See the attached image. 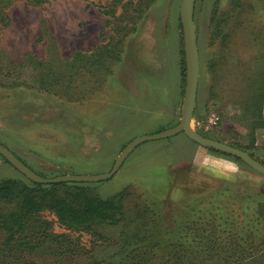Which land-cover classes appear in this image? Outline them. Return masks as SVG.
I'll return each mask as SVG.
<instances>
[{
    "label": "rangeland",
    "instance_id": "obj_1",
    "mask_svg": "<svg viewBox=\"0 0 264 264\" xmlns=\"http://www.w3.org/2000/svg\"><path fill=\"white\" fill-rule=\"evenodd\" d=\"M181 2H16L11 25L0 29V144L44 178L90 176L110 172L133 140L178 126L186 88ZM194 18L200 81L192 129L264 165V0H195ZM234 158L184 133L140 144L110 180L81 183L105 199L123 196L125 222L100 226V240L79 233L82 250L62 264H131L136 240L161 232L180 242H240L238 257L264 262L257 214L264 216V175ZM4 179L28 180L0 155ZM218 191L225 192L221 215L230 238L220 218L208 215ZM202 194L194 203L191 196ZM44 217L56 233L68 232L54 215ZM146 258L156 262L161 254ZM45 260L37 259L50 264Z\"/></svg>",
    "mask_w": 264,
    "mask_h": 264
},
{
    "label": "trees",
    "instance_id": "obj_2",
    "mask_svg": "<svg viewBox=\"0 0 264 264\" xmlns=\"http://www.w3.org/2000/svg\"><path fill=\"white\" fill-rule=\"evenodd\" d=\"M18 1L20 0H0V29H6L11 25L8 11ZM52 1L26 0L30 5L37 7ZM106 1L117 2L118 0ZM182 73L185 76L184 60ZM210 151L217 152L214 149H210ZM234 159L237 162H242L237 158ZM224 183L225 185L230 184ZM224 191L212 193V198H218V202L211 204L213 210L208 215L214 213L220 218L216 223L222 227L224 233H227V238H230L228 230L231 228L228 229L226 225L222 224L229 220L221 215L224 213L222 208L225 203V201L224 203L221 201L224 199L225 192H228ZM191 197H193L194 203L205 199L204 194ZM180 201H185L181 205L188 204L185 198ZM173 203H176L175 199H173ZM0 208V231L4 234V239L0 242V264H40L37 261L39 258L46 259L45 261H49L50 264H62L64 259L72 258L82 250L79 233L90 234L100 240L103 236L99 230L100 226H120L122 222H125L123 196L105 199L89 184L73 182L41 185L28 180H1ZM191 210L195 212L196 208L192 207ZM45 213L54 215L57 222L68 232L56 233L54 223L44 217ZM257 214L258 220L264 225L263 213L257 211ZM156 227L159 231L169 230L167 226L160 224H157ZM152 237L150 235L140 236L136 240V245L129 248L127 256L131 264H256V254H249L251 255L249 256L250 261H246L245 257H238V252L243 249L240 242L228 246L224 245V240L180 242L173 238L165 240L163 232L155 240H150ZM222 241L224 247L221 248L219 244ZM139 243H141L140 246H138ZM223 249H226L225 257L216 260L215 254L222 255L219 250ZM126 251L128 250H125L124 253ZM227 251H230L232 255L228 256ZM158 254H161V260L153 262L152 257L145 260L146 256ZM99 264L129 263L120 260L102 261ZM260 264H264V262Z\"/></svg>",
    "mask_w": 264,
    "mask_h": 264
},
{
    "label": "water",
    "instance_id": "obj_3",
    "mask_svg": "<svg viewBox=\"0 0 264 264\" xmlns=\"http://www.w3.org/2000/svg\"><path fill=\"white\" fill-rule=\"evenodd\" d=\"M194 1L182 0L180 18L184 31V52L186 65V88L182 108V119L178 126L170 130L151 136L137 138L130 142L117 158L113 169L105 174L98 175H63L55 178H44L36 174L25 165L11 150L0 144V155L10 162L22 175L35 184L52 185L58 183H98L110 180L119 171L127 157L140 144L146 141H155L174 137L184 133L190 140L202 147L224 152L246 163L249 167L264 175V165L254 159L248 152L229 144L205 138L192 129V120L195 116L200 81V56L194 18Z\"/></svg>",
    "mask_w": 264,
    "mask_h": 264
}]
</instances>
